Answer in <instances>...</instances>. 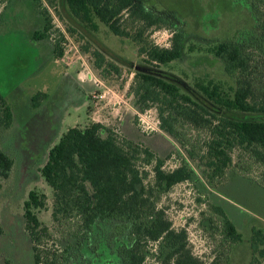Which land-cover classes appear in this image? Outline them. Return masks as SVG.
I'll use <instances>...</instances> for the list:
<instances>
[{"label": "trees", "instance_id": "obj_1", "mask_svg": "<svg viewBox=\"0 0 264 264\" xmlns=\"http://www.w3.org/2000/svg\"><path fill=\"white\" fill-rule=\"evenodd\" d=\"M30 1L41 20L31 40H48L53 28L51 16L41 0ZM45 1L52 6V0ZM64 7L71 26L83 30L90 25L96 32L99 21L113 36L131 38L142 57L128 90L133 108L139 113L155 109L159 129L205 171L197 175L184 158L177 167L167 170L166 158L121 138L100 123L69 128L49 150L40 169L51 191V219L62 228H57L58 249L41 247L51 237L39 219V213L47 208L45 195L32 190L23 204L34 264H230L235 248L245 239L221 205L196 200L207 204L199 224L213 234L210 257L205 261L192 253L187 231L174 229L158 203L176 185L202 186L201 178L214 190L229 172L235 151L240 153L239 158L245 156L261 168L256 182L264 188V83L246 78L248 62L241 46L222 41L208 50L224 63L227 73L239 72L241 78L235 87L209 82L198 91L161 68L182 58V33L174 32L167 48L144 38L146 31L166 23L147 7V0H64ZM128 22L137 24L134 35ZM78 29L68 27L67 32L73 36L74 32L81 33ZM59 43L56 40L53 44L56 58L63 55ZM98 50L91 53L93 68L102 77L121 75L120 67L108 62L106 53ZM81 52L89 54L87 44ZM46 97L37 93L31 98L32 106L38 107ZM11 124L12 111L0 94V130ZM190 131L203 132L205 137L199 135L192 141ZM12 166V159L0 148V187ZM235 168L239 170L234 172L248 173L238 164ZM247 242L248 264H262L264 226L252 227Z\"/></svg>", "mask_w": 264, "mask_h": 264}, {"label": "rangeland", "instance_id": "obj_2", "mask_svg": "<svg viewBox=\"0 0 264 264\" xmlns=\"http://www.w3.org/2000/svg\"><path fill=\"white\" fill-rule=\"evenodd\" d=\"M41 1L51 16L52 34L48 40L34 42L31 33L41 20L31 1L0 0V94L12 111L11 126L0 130V148L13 161L10 175L0 187V264H34L23 218V204L32 190L46 197L47 208L39 213V219L51 237L41 247L59 248L57 228H62L51 219V191L40 169L49 150L69 128L100 123L121 138L166 158L167 170L177 167L184 158L197 175L205 171L159 129L155 109L139 113L133 108L128 90L142 57L131 38L113 36L99 21L96 32L90 25L80 30L67 22L64 0H52V6ZM147 7L166 20L160 28L146 31L147 42L167 48L174 32L185 37L182 58L162 66L163 70L198 91L209 82L234 88L241 78L239 72L227 73L224 63L208 51L213 44L230 41L239 44L247 58L246 78L264 83V0H147ZM127 26L134 35L137 24L128 22ZM68 27L77 28L82 34L77 31L71 36ZM56 40L63 49L60 58L52 52ZM86 44L89 54L81 52ZM98 49L106 53L108 62L120 67L121 75L102 77L93 68L91 53ZM37 93L47 97L34 108L31 98ZM199 135L201 139L205 137L203 132L188 133L192 141ZM238 155L237 151L232 154L229 172L214 190L201 178L202 186L176 185L158 203L174 229L187 231L192 253L205 261L210 257L213 234L205 231L199 221L207 202L221 205L245 239L235 248L230 264H248L250 230L264 226V188L256 182L261 168ZM237 164L248 173H237ZM197 199L206 203H198Z\"/></svg>", "mask_w": 264, "mask_h": 264}, {"label": "built area", "instance_id": "obj_3", "mask_svg": "<svg viewBox=\"0 0 264 264\" xmlns=\"http://www.w3.org/2000/svg\"><path fill=\"white\" fill-rule=\"evenodd\" d=\"M63 60V59H62Z\"/></svg>", "mask_w": 264, "mask_h": 264}]
</instances>
